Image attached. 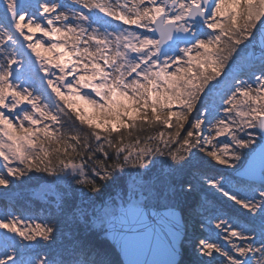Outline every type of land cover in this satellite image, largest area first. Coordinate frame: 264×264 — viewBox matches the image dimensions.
I'll return each instance as SVG.
<instances>
[{
	"label": "snow or ice",
	"instance_id": "6c2138e0",
	"mask_svg": "<svg viewBox=\"0 0 264 264\" xmlns=\"http://www.w3.org/2000/svg\"><path fill=\"white\" fill-rule=\"evenodd\" d=\"M72 3L87 12L63 0H0V195H15V182L31 179L30 172L55 175L69 190L49 221L24 223L5 210L0 264H111L107 250L86 235L87 211L75 200L85 193L73 183L87 189L90 204L102 190L124 187L119 203H104L103 217L121 230L125 252L163 234L171 253L179 246L192 264H264V169L259 184L241 194L208 176L197 155L233 167L241 158L236 149L255 143L250 130L264 142V38L254 43L257 33L264 36V0ZM95 10L131 27L109 25ZM17 45L35 57L42 82L61 103L23 86ZM226 70L230 79L222 82ZM217 88L210 106L205 97ZM64 117L78 126L65 130ZM148 129L155 131L143 136ZM215 193L246 210L243 223L224 218L232 206ZM213 220L216 232L206 236ZM41 247L47 251L25 255Z\"/></svg>",
	"mask_w": 264,
	"mask_h": 264
},
{
	"label": "trees",
	"instance_id": "16d2710c",
	"mask_svg": "<svg viewBox=\"0 0 264 264\" xmlns=\"http://www.w3.org/2000/svg\"><path fill=\"white\" fill-rule=\"evenodd\" d=\"M241 55H243V53ZM45 85L44 92H46L48 96L51 97L50 103L53 106L57 103H61L53 97V93L49 88H47V85ZM66 111L68 110L66 109ZM63 120L65 130L71 129L72 127L78 126L79 124L78 121L74 124L73 121L69 120L67 117H64ZM137 123H139V120L137 121ZM95 130L103 132V129L97 128ZM85 131H87L86 126ZM121 131L123 132L124 130L121 129ZM154 131V129H148L142 135L147 136L149 134H152ZM28 176H30L31 179H28V177L22 178L24 180L23 184H21L19 181L15 182L18 185L13 190L15 195H9L5 200H7L10 205L17 208L22 216L26 219L33 218V216L36 215L40 222L49 221L50 217H54L55 215H57V202L61 198H68L67 194L69 190L67 186L61 183L58 177L55 175H48L44 172H30L28 173ZM242 183L249 186L254 185L253 183H248L246 181H242ZM43 186H54V189H52V191L50 192L44 193L41 196L42 198H40V196L37 195V192ZM72 188L78 189V191H82L85 193L84 198H81L77 194L75 200L78 205H80L87 211L86 220L89 228V231L86 233L87 237L94 244L101 246L107 250V252L109 253L111 264H122L118 253L106 239V228L103 221V205L105 202H108L110 200H116L117 203H119L120 198L124 196V187H121L120 185L111 186L106 190H102V193L100 195H93L92 199L94 201V204H90L86 199L89 195H91L90 193H88L86 188H81L80 186L75 185V183H73ZM93 220H95V223H93ZM196 231L197 233H199L198 226L196 228ZM46 251L47 249L41 247L35 249L32 253H25V255L35 256L38 254H43ZM179 264H192L191 255L187 252H183Z\"/></svg>",
	"mask_w": 264,
	"mask_h": 264
},
{
	"label": "rangeland",
	"instance_id": "374dc122",
	"mask_svg": "<svg viewBox=\"0 0 264 264\" xmlns=\"http://www.w3.org/2000/svg\"><path fill=\"white\" fill-rule=\"evenodd\" d=\"M63 2L69 4L70 6H72L73 8H75L78 11L82 10V11L87 12L86 9H80V7L78 5L73 4L72 0H63ZM95 11H96V15L99 16L102 20H107L109 25L118 26L119 28L131 27V26L123 25V24H120L119 22L113 21V20H111L110 17H104L103 14L99 13L98 10H95ZM93 27H98V25L94 24ZM131 30L138 32L142 36L146 35L150 39H156L157 38V36H154L152 33H145V31L143 29H135L134 27H132ZM101 31H103V29H101ZM109 31H112V28H109ZM205 31H208V30H205ZM37 36H39V34H37ZM41 39H44L47 42V38L41 37ZM21 43H23V41H21ZM16 47L23 53L22 58L24 59V65L20 68V73L25 80V83L23 86L29 87L30 91H33V89H36L39 91H44L45 83L42 82L41 78L45 75V73L39 71V65L34 63L35 57L28 51V49L26 47L20 48L19 45H17ZM181 47H183V45H181ZM170 54H172V53H170ZM42 55L50 56L51 54L42 53ZM131 55L134 56L135 54L132 53ZM56 56L58 57L59 53H57ZM2 57H3V53H0V62H2ZM161 59H163V57ZM29 61H31L33 63L30 64ZM48 67H49L50 71H53V72L57 71L56 69H52L51 66H48ZM69 67H71V65H69ZM15 78H16V76H15V72H14L12 79L15 80ZM241 78L242 79H248V77L246 75L241 76ZM218 79H220L222 82L226 79H230L228 71L226 70L222 74V76ZM68 80H72V77L69 76ZM41 84H42V86H41ZM50 91H51V89H50ZM83 91H90V90L85 89ZM221 91H222L221 88H217L214 91V93L209 94L208 96L205 97V100L209 103L210 106H211V102H212L214 96H217ZM53 97L55 98L54 94H53ZM74 103L77 107H79V109L81 111H86L89 114L91 113V110L86 109V106L82 105L79 101H74ZM21 107H23V105H21ZM27 107H29V106L27 105ZM173 107L175 109V107H177V106L174 105ZM4 111H7V110L5 109ZM201 111H203V109H201ZM195 114L196 113L193 112L192 115H195ZM8 115L10 116V118H12L14 120L17 119V117L12 116L11 113H9ZM214 123H215V121H212V124H214ZM209 127H211V125H208L205 127V134H207ZM98 129H100V128H98ZM250 131H252V134L255 136V143L252 145V147L247 148V149H236V151L240 154L241 158L238 161H231V163L234 165L233 167H228L227 165H217V164H215L214 161H211V159L209 157L205 156L203 153L197 152V155L200 156L206 162L207 166L204 169V171L207 173L208 176L214 177L216 180H218L222 183H225L226 186L229 187L231 190L237 191L241 194L246 192L250 186L242 183L243 180L236 177L235 172H236V170H238L240 167L243 166V164L245 163L248 156L261 143L260 133L258 131H253V130H250ZM241 135H243V133H241ZM219 139L225 140L226 137H220ZM245 139H247V137H245ZM220 146H222V145H220ZM0 163H2V161H0ZM248 183H250V182H248ZM256 185H258V184H256ZM253 186H255V185H253ZM52 189H54V186H49V187L43 186L39 189V191L37 192V195L40 196V198H42L41 196L44 193L50 192V191H52ZM3 191H4V189L0 188V193H2ZM208 195H209V200L211 201L212 200V193H209ZM215 196L219 197L220 201H222L223 204H227V205L232 206L231 208H225L224 209V218L226 220L231 218L234 222L235 221H239L240 223L244 222L243 217L240 216V213H244V215H248L246 210L240 209L239 206H237V205H233L231 201L224 200L223 197H220L219 193H215ZM5 199H6L5 196L0 195V216H3L5 214V210H7L8 212H11L14 216L22 218L24 223L40 222V220H38V217L36 215H34L33 218H30V219L24 218L22 216V214L20 213V211H18V209L15 208L14 206L10 205L8 203V201ZM232 209H236V211L233 212ZM103 221H104V224L106 226L107 220L104 218ZM215 223H216V221L213 220L212 223L208 225V227L211 229V233H208V232L204 233L206 236H211L212 233L216 232ZM197 226L199 227V233H200V225L197 224ZM197 226H196V228H197ZM0 231H2V230H0ZM199 233H197V234H199ZM221 235H223V234H221ZM212 238L215 239L218 244H220L221 246L225 247L226 249H228L230 251L229 246L223 240H220L218 237H212ZM9 251H11V249H9ZM3 255H4L3 250L0 249V257H2ZM223 260H224L223 257L217 256V262H220Z\"/></svg>",
	"mask_w": 264,
	"mask_h": 264
},
{
	"label": "water",
	"instance_id": "95a60500",
	"mask_svg": "<svg viewBox=\"0 0 264 264\" xmlns=\"http://www.w3.org/2000/svg\"><path fill=\"white\" fill-rule=\"evenodd\" d=\"M158 37V36H157ZM264 38L262 34L257 33L256 41L254 42L257 46L259 41ZM165 47H167L165 45ZM27 107V105H23ZM264 169V142L255 148V150L248 156L245 163L235 172V176L239 179L259 184L261 171ZM177 217L179 218L182 213L177 209ZM106 239L109 244L118 253L122 264H129V261H140V262H156V264H163V262L170 259H176L180 261L183 252H180L179 246L177 253L173 255L168 247V239L161 234L158 239L156 236H151L149 241L141 247L129 249L127 252L123 249V242L120 240L121 230L117 226L113 229L112 225L106 222Z\"/></svg>",
	"mask_w": 264,
	"mask_h": 264
},
{
	"label": "bare ground",
	"instance_id": "6f19581e",
	"mask_svg": "<svg viewBox=\"0 0 264 264\" xmlns=\"http://www.w3.org/2000/svg\"><path fill=\"white\" fill-rule=\"evenodd\" d=\"M114 21V20H113ZM116 22H118V21H116ZM255 185V184H254Z\"/></svg>",
	"mask_w": 264,
	"mask_h": 264
}]
</instances>
